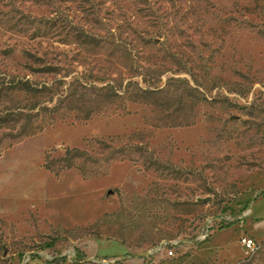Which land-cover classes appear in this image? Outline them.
Segmentation results:
<instances>
[{"label":"rangeland","instance_id":"obj_1","mask_svg":"<svg viewBox=\"0 0 264 264\" xmlns=\"http://www.w3.org/2000/svg\"><path fill=\"white\" fill-rule=\"evenodd\" d=\"M0 117V264H264V0H0Z\"/></svg>","mask_w":264,"mask_h":264},{"label":"crops","instance_id":"obj_2","mask_svg":"<svg viewBox=\"0 0 264 264\" xmlns=\"http://www.w3.org/2000/svg\"><path fill=\"white\" fill-rule=\"evenodd\" d=\"M247 216L249 219L254 221H260L264 219V191L259 197L250 203L247 209Z\"/></svg>","mask_w":264,"mask_h":264},{"label":"trees","instance_id":"obj_3","mask_svg":"<svg viewBox=\"0 0 264 264\" xmlns=\"http://www.w3.org/2000/svg\"><path fill=\"white\" fill-rule=\"evenodd\" d=\"M155 44V43H152V42H150L149 40H140V44L142 45V46H148L149 44ZM119 49H121V48H119ZM121 50H117V52H120ZM125 52H127V51H125ZM105 88H111L112 87V85H105L104 86ZM105 88H100V89H105ZM137 91L139 92V94H141V95H145V94H147L148 92H149V94H152V95H154V94H158L160 91H159V89H157V88H153V89H151V90H148V89H142V88H139V86H137ZM18 91H21V92H25V93H29L30 91L27 89V88H19L18 89ZM36 91V90H35ZM106 98H108V99H110L111 97H113L112 95H104ZM140 97V96H139ZM5 117H8V115L6 114V113H4L3 114V118H5ZM2 117H0V121L2 120L1 119ZM25 131V129H23L22 130V132H24Z\"/></svg>","mask_w":264,"mask_h":264},{"label":"built area","instance_id":"obj_4","mask_svg":"<svg viewBox=\"0 0 264 264\" xmlns=\"http://www.w3.org/2000/svg\"><path fill=\"white\" fill-rule=\"evenodd\" d=\"M240 244L249 253L252 252L256 248L254 240L248 237H241ZM167 254L168 256H171L172 251H168Z\"/></svg>","mask_w":264,"mask_h":264}]
</instances>
